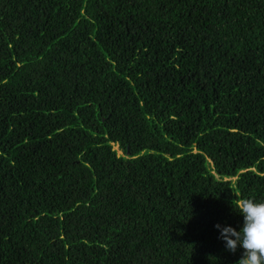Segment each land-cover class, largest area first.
I'll use <instances>...</instances> for the list:
<instances>
[{
    "label": "trees",
    "instance_id": "16d2710c",
    "mask_svg": "<svg viewBox=\"0 0 264 264\" xmlns=\"http://www.w3.org/2000/svg\"><path fill=\"white\" fill-rule=\"evenodd\" d=\"M244 198L264 0H0V264H236Z\"/></svg>",
    "mask_w": 264,
    "mask_h": 264
},
{
    "label": "clouds",
    "instance_id": "9594fccd",
    "mask_svg": "<svg viewBox=\"0 0 264 264\" xmlns=\"http://www.w3.org/2000/svg\"><path fill=\"white\" fill-rule=\"evenodd\" d=\"M233 209L241 215V223L234 227L216 222L218 238L228 251L242 250L236 264H264V199L244 198Z\"/></svg>",
    "mask_w": 264,
    "mask_h": 264
},
{
    "label": "rangeland",
    "instance_id": "374dc122",
    "mask_svg": "<svg viewBox=\"0 0 264 264\" xmlns=\"http://www.w3.org/2000/svg\"><path fill=\"white\" fill-rule=\"evenodd\" d=\"M114 148H115V149H117V146L115 145V146H114ZM118 153L120 154V153H121V151H119V150H118Z\"/></svg>",
    "mask_w": 264,
    "mask_h": 264
},
{
    "label": "bare ground",
    "instance_id": "6f19581e",
    "mask_svg": "<svg viewBox=\"0 0 264 264\" xmlns=\"http://www.w3.org/2000/svg\"><path fill=\"white\" fill-rule=\"evenodd\" d=\"M192 59V58H191ZM79 85V84H78ZM201 116V115H200ZM142 123V122H141ZM171 123H173V122H171ZM170 124V123H169ZM176 127V126H175ZM173 129V128H172Z\"/></svg>",
    "mask_w": 264,
    "mask_h": 264
}]
</instances>
